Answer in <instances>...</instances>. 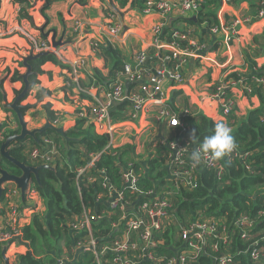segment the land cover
<instances>
[{
    "label": "trees",
    "instance_id": "trees-1",
    "mask_svg": "<svg viewBox=\"0 0 264 264\" xmlns=\"http://www.w3.org/2000/svg\"><path fill=\"white\" fill-rule=\"evenodd\" d=\"M33 1L35 0H13L19 8V19H25L30 24L33 23L32 17L27 14V10ZM146 1L131 0V7L142 12ZM48 2L50 1L47 0L46 4ZM115 2L120 9H124L128 0H115ZM219 5L220 0H201L199 12L194 21L188 22L189 25L206 23V29L210 32L211 28L217 27L219 23L217 18ZM252 7L255 10L257 6ZM108 12L106 11V14ZM42 15L45 16L44 12ZM171 33L172 27H164L160 39L167 43L172 42ZM177 44L183 49L187 46L185 41H178ZM97 56L103 59L108 72L103 77L94 69V82L89 78V85L112 83L116 78L115 75L122 70L127 56L120 47L110 42L99 44ZM164 56L172 57L170 52L165 51L161 58H152L151 63L156 66L161 63L162 66ZM45 63L66 67L54 54L30 61L32 74L28 78L29 91L39 84L37 77L44 73L41 67ZM174 63L173 59H169L166 67L174 68ZM17 65L19 68H24L22 61ZM142 66L152 69V66L146 64ZM5 71L11 72L9 69ZM21 76L22 74L15 70L10 81L21 82ZM238 79L243 81L244 86L250 88L251 95L256 96L260 103L259 108L251 110L232 130L236 148L241 152L250 153L246 162L225 157L216 161V165L210 168L203 161L193 167L191 152L200 146L203 139L212 133L215 124L221 121L215 122L198 111H189V114L181 116L182 112L172 107L171 103L168 104V108L179 117L185 131L162 124L161 126L170 132V138L158 144L157 152L144 161L133 158L132 147L128 145L106 149L110 135L98 132L92 122L79 120L76 116L74 126L64 131V137L70 140L67 145L63 137L51 130L36 135L37 141L29 140L33 146L31 148L26 149L28 140L12 143L8 148L9 155L28 166L42 165L35 161L29 162L28 153L33 148L42 146V139L45 137L54 142L60 155L59 160L52 165L55 167L54 171L42 169L38 172V183L32 180L31 187L42 201L44 211L32 215L30 222L23 227L21 238L26 243L27 251L16 257L15 264H112L114 257L123 255H127L131 260L140 261L139 264H165L168 259L178 258L182 252L197 256L192 260L187 259L186 264H216L214 260L221 254L231 256V264H256L250 258L252 248L250 244L256 242L255 247L264 255V217L258 214L264 209V85L259 81L264 79V71L259 69L258 72L248 75L232 73L228 81ZM3 83L4 78H0V102L5 96ZM141 83L134 84L139 87ZM22 88L13 90L15 97ZM228 91L230 90L225 91V95L231 98L232 95L229 96ZM48 92L44 89L40 90L37 96L39 98ZM63 92L68 101L75 98V94L68 86H64ZM215 92L216 90L212 93ZM174 99L173 97L172 100ZM41 108L45 112L46 120L51 125H56L58 114L51 109V105L46 103ZM87 108L88 106L80 107V109ZM27 110L22 111L23 115ZM78 112L79 110L76 111ZM231 115L232 113L227 117ZM110 118L113 120L114 116L110 114ZM15 119L17 123L16 116ZM122 119H126V115L122 116ZM230 119L231 122L235 121L232 116ZM193 129L195 136L190 139ZM19 131V125L17 130L10 131L7 130L6 124H2L0 145L6 138L18 134ZM170 141L185 147L184 167L174 163L169 164ZM96 154L99 156L93 161L94 168L89 172L95 180V186L87 182V175L77 180L76 171L87 164L90 156ZM246 165L252 168L248 169ZM0 167L9 174H20L19 170L1 155ZM184 171L189 172L188 178H183ZM127 172L136 176V190L124 184V175ZM174 172L180 173V177L168 179V174L172 175ZM185 179H190L192 185H187ZM101 182H106V188L101 186ZM110 190L120 192L123 203H135V211L140 203L167 198L169 216L160 221V228L150 230L154 247L146 249L138 247L136 251L118 255L110 251L113 241L122 237L124 233L128 232L133 240H137L144 231L143 226L136 231L130 230L126 220L123 219L131 216L135 211H125V208L123 211H113L110 208L108 204ZM85 215L95 219L90 221L89 228L84 227L81 231L72 230V226L76 223L82 224ZM242 216L248 217L253 224L246 241L240 239V231L245 229V226H236V221ZM203 219L217 220L219 226H224L227 240L222 242L216 234H211L206 238L205 243L198 244L199 250L195 254L183 248L185 239L182 237V230ZM143 220L149 221L146 217ZM91 239L93 248H83L79 252L75 250L87 246ZM214 244L218 245L217 252L212 249ZM147 253H153L159 261L140 258ZM64 256L66 259L61 262L60 258ZM258 264H264V260Z\"/></svg>",
    "mask_w": 264,
    "mask_h": 264
},
{
    "label": "crops",
    "instance_id": "crops-1",
    "mask_svg": "<svg viewBox=\"0 0 264 264\" xmlns=\"http://www.w3.org/2000/svg\"><path fill=\"white\" fill-rule=\"evenodd\" d=\"M46 1L35 0L31 2V7L27 10V14L32 17L33 23L30 24L25 19H19V8L13 0H0V78H4L3 91L7 103H11L15 98L13 90H20L23 86L20 81H10L13 69L16 68L20 74L24 73V68H19L17 62L21 61L22 56L28 54L31 42L36 44L45 41L51 47L50 38L52 30H54L56 32L55 40L61 41L62 45L56 49L51 47L49 50H52L53 54L66 67L61 68L52 63H45L41 67L44 73L37 77L39 84L29 91L27 98L21 104L33 105L24 114V121L28 130L40 128L45 124L47 120L41 107L43 104L49 103L51 109L58 114L57 124L54 126H61L66 131L74 126L76 111L82 106H93L97 101L103 99V95L112 84L98 85L93 90H88L89 78L94 79V69L99 71L103 77L108 72L103 59L93 52L91 43L105 44V42H110L120 47L127 56L126 62H130V58L137 52H144L148 54L147 57L151 58L160 57L159 54L161 53L153 47V28L162 18L154 13L142 15L140 11L131 7V0H128L124 9H120L117 2L113 0L114 5L125 14L122 24L128 28L125 33L119 34L116 42L109 35L105 20V12L110 9L108 0H49L50 2L47 4ZM260 1L262 0H238L236 4L223 8L220 4L217 10V18L218 20L219 18L229 20L246 15L255 16ZM252 6L257 7L254 10ZM42 12L45 16L42 15ZM196 16V13L180 14L174 11L168 18L165 27H172V30L178 29L180 32L186 33L185 43L187 47L194 48L201 44L204 46V52L202 58H189L183 65V85L177 88L173 82L164 80L162 88L166 92L168 103H171L172 107L179 112L184 110L198 111L215 122H227L233 130L251 110L259 108L258 98L251 95V92H242L237 85L233 86L228 91V95L234 97L236 104L231 115L235 121L231 122V116L221 117L218 105L210 101L209 96L216 90L219 82L221 80L227 81L232 73L248 75L258 72L259 69L264 71V19H255L252 24L243 25L239 30L237 39H234L227 46L222 42V35L214 36L206 29V23L196 24L197 26L189 25L188 22L194 21ZM74 26L76 27L75 32ZM46 34L48 35L46 36ZM168 58L173 59L170 56ZM81 60L84 61V65L81 68L78 67L77 75L73 76L72 72L79 66ZM162 60L165 63L162 62V66H160L161 63L158 64L160 67L152 64L150 59L146 65L152 66V69L143 68L147 71L160 68L173 70V68L166 67L168 61L164 57ZM8 67L10 73L5 71V68ZM67 84L72 93L75 94V98L69 101L65 99L63 92V88ZM43 89L49 92L38 98V92ZM137 89V85L131 83L126 91H136ZM45 95L47 97H44ZM173 97L175 98L174 101L172 100ZM40 99H42L41 102ZM202 99L203 101H201ZM0 107L1 125L6 124L3 121H5L4 117L8 113L13 115L16 122L14 114L10 110L3 109L2 101ZM155 107V105L150 104L147 112L152 113ZM128 108V104L124 102H116L112 106L110 112L114 116L112 124L116 125L110 137L112 147L131 146L132 157L137 158V161L140 159L144 161L157 152L158 144H162L163 140L170 138V132L161 125L151 122L149 115L136 123H122L125 122L122 120V116L127 113ZM10 121L12 122V120ZM6 126L7 130L15 131L18 125L15 123V126L9 124ZM27 140L26 149L33 147L29 143L31 139ZM90 183L95 186L94 182ZM10 185L14 188H9ZM5 187L8 192L5 199L0 203V226L5 220L2 215L3 211L8 210L7 205L11 202L16 203L22 209L31 203H37V209L44 211V205L33 187H30L33 192H27L25 201L21 199L20 192L14 184L7 183ZM133 204L135 203L125 207V211H133ZM24 214L29 216L26 212ZM75 250L79 252L83 248L78 247ZM26 251L25 245L13 244L7 248V255L5 254V256L10 260V264H15L16 257ZM65 259V256L60 258L61 262H64Z\"/></svg>",
    "mask_w": 264,
    "mask_h": 264
},
{
    "label": "built area",
    "instance_id": "built-area-1",
    "mask_svg": "<svg viewBox=\"0 0 264 264\" xmlns=\"http://www.w3.org/2000/svg\"><path fill=\"white\" fill-rule=\"evenodd\" d=\"M237 1L238 0H220L221 8L228 5H234L237 3ZM200 3L201 0H147L141 14L149 15L154 13L158 14L162 18L161 21L153 28V47L155 50L161 53L159 54L160 57L164 51L169 50L168 52H170L172 58L175 60L173 70L160 68L154 71H147L142 66L147 58V54L144 52H137L130 58V62H126L123 65L122 70L116 74V78L108 88V91L103 95V99L97 101L93 106H88L87 109H79V112L75 115L76 118L79 120L83 119L92 122L98 132L107 133L111 137L112 130L116 126L112 124V120L110 118L112 106L116 102H124L128 104L129 108L125 114L126 119H122L125 122L122 123H136L144 120L145 116L149 115L151 122L154 124H166L167 127H178L180 130L185 131L183 123L179 121V117L172 113L168 108L169 103L166 92L162 88V83L164 80H169L173 82L177 88L183 85V65L189 58H202L204 46L200 44L194 48L186 46V48L183 49L177 44V42L186 41L187 34L180 32L179 30H172L171 38L173 41L165 44L160 39V33L166 26L168 18L172 12L177 11L180 14H198ZM255 19H264V0L260 1L259 9L255 16L246 15L241 18L229 20L219 18L218 26L211 28L210 32L214 36L222 35V42L228 46L229 43L238 37L240 28L243 25L252 24ZM105 20L107 21L106 24L108 26L107 30L109 35L112 36L117 42L118 36L122 30V23L120 22L118 16L112 11L106 14ZM77 27L79 26L77 25ZM17 30L19 31V29ZM75 31L76 27L74 26V32ZM98 46V43H91L93 52L98 53ZM34 49L38 52L49 50L51 47L47 42H40L34 44ZM164 59L169 61L168 56H164ZM78 65L79 66H77V68H75L72 72L73 76L77 75L78 67L81 68L84 65V61L81 60ZM92 81L94 82L93 79ZM259 81L264 85V79H260ZM126 82L142 83L136 91H130L125 94ZM236 85L241 88L242 92L250 93V88L244 86L243 81L240 79L229 81L221 80L216 87V92L209 96V100L215 102L218 105L220 109V115L223 118L227 117L235 110L236 104L234 97L227 98L225 91L232 89L233 86ZM94 87V85H90L88 89L93 90ZM201 101H203V99ZM150 104H153L156 107L154 108V111L149 114L147 110L148 106L150 107ZM183 114L187 115L189 114V111L184 110L181 116ZM55 123H57V120ZM109 147H112L111 139L106 149H109ZM168 147L171 151L168 156L169 164L174 163L177 166L184 167L186 164L184 155L185 147L173 141H170ZM98 156L99 154L90 156L87 164L83 168L76 171L77 180L82 178L83 175H87V182H95L89 172L92 168H94L93 161ZM226 157L237 158L243 162H246L250 157V153L241 152L239 149L235 148V150ZM59 158L60 155L57 147L55 146L54 142L47 137L42 139V146L33 148L28 153V159L31 162L35 161L49 166L55 164ZM203 163L209 168L216 165V161H203ZM246 166L248 169L252 168L248 165ZM188 174V171H184L183 178H188ZM168 176L169 179H177L180 177V173L174 172L172 175L168 174ZM185 181L187 185H192L190 179H185ZM135 182L136 177H134L132 173L127 172L124 175V184L130 186L133 190H136ZM101 186L106 188V182H101ZM28 192H33V190L30 189ZM108 198V204L113 211H123L125 207L131 205L129 203H123L122 194L114 190L109 191ZM133 205V211H135V204ZM168 208L169 203L167 198L140 203L135 213L127 218L123 217V219L126 220V224H128V228L130 230L136 231L141 226H143V233L138 237L137 240H133L132 236L128 232L124 233L122 237L113 241L110 251L118 255L127 253L128 251H136L138 247H141L142 249L154 247L155 244L151 241L150 230L152 228H160V221L166 219L169 216V214H167ZM7 209V215H5V220L3 221L2 228L0 229V244H5L10 241L13 242L20 235V230L24 223L23 218L20 216L21 212H26L29 215L33 213L32 210L25 209L21 211V208L13 202L7 205ZM258 214L259 216L264 217V209ZM23 215L25 214L23 213ZM144 217L148 218L149 221L145 222L143 220ZM91 220H95L94 217H88L85 215L82 224L76 223L72 226V228L76 231H81L84 227L89 228ZM252 225L253 224L251 220L246 216H242L236 221L237 227L245 226V229L240 231L241 240L246 241ZM211 234H216L222 242L227 240L225 228L224 226H219L217 220L210 219L205 221V219H203L202 221H196L193 224H190L187 228L182 230V237L185 239L184 249H189L191 252H195V254H197L199 250L198 244L205 243L206 238ZM255 244L256 242L250 244L252 247L250 250V258L254 263L258 264L264 260V255L255 247ZM88 245L91 246V248L94 247L92 239L88 241ZM83 247L84 246L80 248ZM212 249L213 251L217 252L219 250L218 245H212ZM196 257L197 256L195 255H190L189 252H182L178 258L168 259L165 264H186L187 259L192 260ZM140 258L153 262L159 261V259L153 253L144 254ZM214 261L216 264H231L232 258L231 256H225L224 254H221L219 257L215 258ZM139 262L140 261L131 260L127 255L117 256L112 260V264H139Z\"/></svg>",
    "mask_w": 264,
    "mask_h": 264
},
{
    "label": "water",
    "instance_id": "water-1",
    "mask_svg": "<svg viewBox=\"0 0 264 264\" xmlns=\"http://www.w3.org/2000/svg\"><path fill=\"white\" fill-rule=\"evenodd\" d=\"M108 3H109L111 11L114 12L119 17L121 23H123L122 19H123L125 14L123 12H121L114 5L113 0H108ZM127 30H128V28L122 24V30L120 33L123 34ZM47 35L48 34H46V36ZM55 38H56V32L54 30H52L50 43H51V47L53 49H56L58 46L62 45V42L56 41ZM49 54H53L52 50L34 53V50L31 47V50L29 51V53L26 56L21 57L23 67L25 69V73L22 74V76H21V80H22L21 82L23 84V88H22L21 92L19 94H17V96L14 98V100L11 103H7L5 96H3V98H2L3 109L4 110H10L16 116L20 131L18 134H14L12 136H9L8 138H6L2 142V144L0 145V155L3 158H5L7 161H9L12 165H14L19 170L20 174L19 175L9 174L7 171L1 169V167H0V201H1L3 193L5 191V188H3L4 184H6V183L14 184L20 192L21 199L24 200L26 191H27L28 187L31 185L32 180H35L38 183V181H39L38 172L40 170H42V169H47V170H52V171L55 170V167H53V166H48V165L28 166V165H25L24 163L16 161L15 159H13L9 155V151H8V148L10 147V145L12 143L18 142V141H24L27 139L37 141L36 135L44 133L47 130H51V131L55 132L56 134L60 135L61 137H63L66 145L70 141L69 139L64 137L63 127H61V126L54 127L48 121H46L45 124L43 126H41L40 128L28 130L27 124L24 121V115L22 113L23 110L31 108L33 106L30 104H25V105L21 104V102L25 98H27V96L29 94V89H30L28 78L32 74V70H31V66L29 65V62L36 60V59H39L43 56H47ZM150 59H152V58L147 57L144 64H146ZM129 84H130V82H126L125 88H128ZM125 94H127V91L125 92ZM44 97H47V95H45ZM41 100L42 99H40V102H41ZM0 127H1V123H0ZM76 141H79V140H76ZM167 178H169V176H167ZM9 245H10V243H6L0 251V262H2V264H10L9 259L5 256L6 250H7ZM183 248H184V245H183Z\"/></svg>",
    "mask_w": 264,
    "mask_h": 264
},
{
    "label": "clouds",
    "instance_id": "clouds-1",
    "mask_svg": "<svg viewBox=\"0 0 264 264\" xmlns=\"http://www.w3.org/2000/svg\"><path fill=\"white\" fill-rule=\"evenodd\" d=\"M174 30H178V29H174ZM41 42H45V41H41ZM31 47L34 50V53H37V51L34 49V42H31L29 44L28 53L31 50ZM38 52H41V51H38ZM68 87H70V86H68ZM52 126H54V125H52ZM54 127H56V126H54ZM0 136H1V134H0ZM194 136H195V130L193 129L190 133V139H193ZM0 139H1V137H0ZM110 148H113V147H109V149ZM235 148H236V144H235L234 136L232 135L231 127L227 123L221 121V122H217L215 124L212 133L203 139V142L200 144V146L191 152L190 159L193 162V167L199 165L202 161H220V160L224 159L226 156H228L229 154H231L235 150ZM29 162H31V161L29 160ZM30 187H31V185L28 187L26 194H27L28 190L30 189ZM3 188H5V191L3 193L4 198L2 197L0 203L2 202L3 199H5L7 192H8L7 188L5 187V184L3 185ZM26 194H25V198H26ZM24 201H25V199H24ZM32 205H33L32 207L27 206L24 209L21 208V211L25 210V209L26 210H32L33 213L29 216H27L26 214L23 215L24 212L19 211V212H21L20 216L23 218L24 223L21 227L20 235L13 242L12 241L8 242V243H10L9 246H11L13 244H15V245L21 244V245H25V247H26V243L24 241H22V238H21L22 233H23V227L30 222L32 215L41 212V210L39 212H37L38 211L37 203L32 204ZM2 215L4 216L3 218H5L6 217L5 215H7V211H3ZM2 224L0 226V229L2 228ZM5 244H0V251ZM87 247H91V246L87 245L86 248ZM83 248H85V246Z\"/></svg>",
    "mask_w": 264,
    "mask_h": 264
},
{
    "label": "rangeland",
    "instance_id": "rangeland-1",
    "mask_svg": "<svg viewBox=\"0 0 264 264\" xmlns=\"http://www.w3.org/2000/svg\"><path fill=\"white\" fill-rule=\"evenodd\" d=\"M109 9V8H108ZM106 11H109V12H111V9H109V10H106ZM108 12V13H109ZM105 16H106V12H105ZM235 39H237V38H235ZM19 62V61H18ZM17 62V63H18ZM13 63H16V62H13ZM14 67V66H13ZM12 68V67H11ZM6 69H9V67L8 68H5V70ZM16 70V68L15 69H13V71H15ZM5 72V71H4ZM24 73H25V69H24ZM23 73V74H24ZM44 95V94H43ZM42 97V96H41ZM0 109H1V107H0ZM5 118V121H3V122H5L6 124H9V125H14L15 126V121H14V117H13V115L11 114V113H8L7 115H6V117H4ZM10 120H12V122L10 121ZM75 120H76V118H75ZM9 188H14V186H12V185H10L9 186ZM8 188V189H9ZM11 191H13V190H11ZM10 191V192H11ZM29 207H32L33 205H32V203L30 204V205H28ZM41 209H38V211L37 212H39ZM6 255H7V253H6ZM9 262H10V260H9Z\"/></svg>",
    "mask_w": 264,
    "mask_h": 264
}]
</instances>
